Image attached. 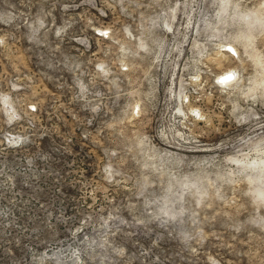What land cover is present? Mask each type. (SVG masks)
<instances>
[{"label":"rangeland","instance_id":"obj_1","mask_svg":"<svg viewBox=\"0 0 264 264\" xmlns=\"http://www.w3.org/2000/svg\"><path fill=\"white\" fill-rule=\"evenodd\" d=\"M0 264H264V0H0Z\"/></svg>","mask_w":264,"mask_h":264},{"label":"bare ground","instance_id":"obj_2","mask_svg":"<svg viewBox=\"0 0 264 264\" xmlns=\"http://www.w3.org/2000/svg\"><path fill=\"white\" fill-rule=\"evenodd\" d=\"M231 74L232 73L230 72H224L223 74L220 75V77L223 78L224 81L228 82L229 79L227 77L232 76Z\"/></svg>","mask_w":264,"mask_h":264}]
</instances>
